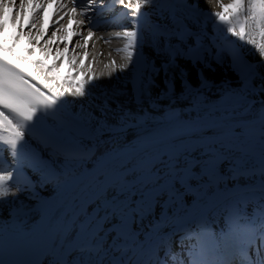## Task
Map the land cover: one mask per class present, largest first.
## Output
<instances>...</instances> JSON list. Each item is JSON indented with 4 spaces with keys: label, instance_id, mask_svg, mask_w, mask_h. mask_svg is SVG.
I'll return each mask as SVG.
<instances>
[{
    "label": "snow or ice",
    "instance_id": "snow-or-ice-1",
    "mask_svg": "<svg viewBox=\"0 0 264 264\" xmlns=\"http://www.w3.org/2000/svg\"><path fill=\"white\" fill-rule=\"evenodd\" d=\"M30 2L0 0V152L11 156L0 164V202L50 185L60 194L41 202L47 242L35 264H264V0H204L214 12L200 0H61L78 28L90 24L76 43L83 57L92 28L122 29L102 37L124 42L123 62L105 65L108 83L80 55L62 76L60 63L20 53L8 14L16 26ZM117 5L119 22L104 15ZM61 27L67 39L69 25ZM213 62L235 81L207 79ZM213 89L222 103L209 108ZM164 100L174 126L147 132L140 118ZM255 120L258 177L245 142ZM89 156L94 170L75 167Z\"/></svg>",
    "mask_w": 264,
    "mask_h": 264
},
{
    "label": "bare ground",
    "instance_id": "bare-ground-1",
    "mask_svg": "<svg viewBox=\"0 0 264 264\" xmlns=\"http://www.w3.org/2000/svg\"><path fill=\"white\" fill-rule=\"evenodd\" d=\"M63 3L68 4L70 0H62ZM229 0H225V3H228ZM20 0H17V5H19ZM61 0H57L56 3L54 0H31V2L27 5L25 9V13L23 17L18 21L16 26H13L11 23L8 25V35L11 36L13 33L19 34L22 38L20 39L19 43L23 40L27 46H29L30 50L34 49V51H30L29 53L24 50L25 54H30L32 60H40L42 57L45 58L51 66L55 63H60L62 65L61 75L67 76L69 74V68L71 67L69 63V57L71 54L80 55L82 60L77 63H82L85 68H91L97 77L98 81L100 82H107V69L105 65H107L111 60L116 61V66L118 67L119 64L123 62L122 57L124 56L123 52H118L116 49L118 47L123 46V40H111L110 43H106L105 39L109 36L102 31H92L93 37L88 39L87 44L85 45L86 51H88L89 56L83 57V50L76 47V43L79 42L81 44L84 43L81 36H87L89 26L81 25L78 28L77 22L75 20H70L69 16L63 15V10L59 8V4ZM42 5V7H37V5ZM201 7L205 10L217 11L219 10L216 6L207 5L204 3V0H200ZM119 13L112 14L108 19L111 20L115 17L117 19ZM27 15L31 16L32 23L29 26L28 30L24 32V28L27 26L24 19ZM39 15L40 19L39 22L35 21V17ZM12 13L8 14L9 22H11ZM62 17V18H61ZM113 17V18H112ZM109 19V20H110ZM35 23V27L33 24ZM68 24V30L66 33L67 39H65L64 29L61 25ZM45 25V28H44ZM60 29L57 31V29ZM24 32V33H23ZM28 38V39H27ZM52 41V43H48V41ZM30 42V43H28ZM7 44H11V39L6 41ZM18 43V44H19ZM67 47L68 51L65 53L63 57L59 61H57L56 56L59 51H63V49ZM45 49L51 51V55L45 56ZM252 59L253 57L250 56ZM21 67L28 69L29 71H34L35 66L29 65L24 61L18 62ZM79 71V68L74 69V74ZM104 72L105 76L101 77L100 73ZM85 75H80L78 79H85ZM72 99L71 97H68ZM257 102H259V97L256 98ZM222 103L221 100L217 99L211 104L208 105L211 108L213 105L220 106ZM164 105L160 112H151L150 115L140 118L141 120H148L150 124L148 126H153L156 122H159L160 119H167L170 115L166 110V106ZM177 113H179V109L182 105H176ZM256 121V120H255ZM253 121V122H255ZM250 124L246 131H259V124ZM167 124H165L166 126ZM166 130L165 128L157 129V131L161 132ZM135 142L133 144H137ZM157 150L162 154L164 151L169 150V146L166 143H160L157 145ZM4 152H0V164L4 167H8L5 163ZM249 159L252 165L255 168L259 167L260 162V150L255 154L249 156ZM82 165L86 167L83 169L84 171H92L96 167V162L93 161L91 163L89 158L84 159L82 161ZM258 177V172H257ZM236 187L238 189H242L240 184H237ZM249 187H252L251 185ZM44 188H38L41 194H37L35 198H30L31 194H25L24 198L21 197V203L18 206H14L10 209V212L6 215L0 216V241H9V240H18L20 238L25 237L27 234L32 232L36 228V224L39 220H41V214L39 212L38 207L41 205V200L46 199L47 201H56L60 194L56 193L53 194L54 187L47 186ZM57 192V191H55ZM56 196V197H55ZM34 209V214H31V210ZM31 217H37L38 221L32 224H28ZM27 222V223H26ZM209 246H211V238H209L208 242ZM179 251V248L176 249ZM211 256V255H210ZM214 258V257H213Z\"/></svg>",
    "mask_w": 264,
    "mask_h": 264
},
{
    "label": "rangeland",
    "instance_id": "rangeland-1",
    "mask_svg": "<svg viewBox=\"0 0 264 264\" xmlns=\"http://www.w3.org/2000/svg\"><path fill=\"white\" fill-rule=\"evenodd\" d=\"M25 21L29 24L31 23V19H25ZM11 23V22H9ZM208 26V29H209V35H214V32L212 31V28L213 26L212 25V22L209 23V22H205ZM26 30H28V28L25 29L24 32H26ZM23 32V33H24ZM233 39H235L233 37ZM26 46L25 43H22L21 45H18L17 48L18 50L20 51V53L22 54V50H24V47ZM250 60L252 59L250 56L248 57ZM226 67V66H225ZM225 67H221L220 65L216 64L215 62H213L212 64V69H215L214 71L212 69H209V68H204L203 71H204V76L209 79V80H212L214 81L217 85L220 84V82L222 80H225V79H228V80H233L235 81L236 77H235V74L231 71V69H228L227 71H225ZM195 72L196 70L195 69H191V74H192V78H193V82H195ZM118 73H113V75H117ZM104 83H108L107 82H104ZM219 95V93L216 91V89H213L211 92H206L205 93V96H207L210 100V104L212 102H214L215 100H217V96ZM203 99V97L201 98ZM161 105H165V104H168L169 102L167 100H164V101H160ZM180 106V105H179ZM162 108L160 109H157L155 111L157 112H160ZM179 114V113H177ZM169 117V116H168ZM255 122H258V120H256ZM255 122H251L250 124H254ZM165 124H169L167 129L170 128V127H173L174 125H172L170 122H169V118L167 119H164L160 122H157L156 124H154L153 126H148L147 127V132H151L153 134L155 133H159V131H155L157 129H161L163 125ZM166 127V126H165ZM154 129V131H152ZM250 134H252V138L250 141H252V143H248L246 144L247 145V148H248V151H249V156L255 154L256 152H258L260 150V143H259V133H256V132H250ZM134 141V140H133ZM89 160H90V156H89ZM92 160V159H91ZM51 186V185H50ZM12 191H15V189H12ZM56 190L54 189L53 192H55ZM18 199L16 200V203L14 204H9L7 201L8 199H14L12 197H9V198H6L4 201L0 202V216L1 215H6L7 213L10 212V209L13 208L14 205H19V203H21V200H20V195L18 194ZM7 208V211H4V208ZM30 222V221H29Z\"/></svg>",
    "mask_w": 264,
    "mask_h": 264
}]
</instances>
